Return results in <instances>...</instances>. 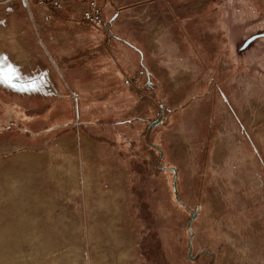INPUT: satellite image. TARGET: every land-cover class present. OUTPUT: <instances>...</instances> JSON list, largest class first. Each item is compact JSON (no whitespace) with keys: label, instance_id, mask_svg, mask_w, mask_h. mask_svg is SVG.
I'll return each mask as SVG.
<instances>
[{"label":"rangeland","instance_id":"obj_1","mask_svg":"<svg viewBox=\"0 0 264 264\" xmlns=\"http://www.w3.org/2000/svg\"><path fill=\"white\" fill-rule=\"evenodd\" d=\"M118 2L155 68L142 87L158 82L171 111L152 136L161 164L141 132L129 145L89 126L83 145L66 138L72 102L29 118L48 100L0 86V264H264V0ZM17 11L0 9V80L53 92L64 65H24L43 53Z\"/></svg>","mask_w":264,"mask_h":264},{"label":"crops","instance_id":"obj_2","mask_svg":"<svg viewBox=\"0 0 264 264\" xmlns=\"http://www.w3.org/2000/svg\"><path fill=\"white\" fill-rule=\"evenodd\" d=\"M98 1L103 9L106 31L85 21L80 8L75 4H69L62 10H54L48 5L40 4L38 0H0L2 12L9 10L11 13L14 7L18 9L9 17L14 19L22 17L26 20L25 30L31 31L33 43L31 48L43 53V56L36 55L29 58V62H23L24 65L34 70V63L36 64L39 58L47 59L48 64L55 62L64 65L63 68L57 67L56 81L47 83L48 86L52 85L55 88L52 93L46 92L39 85L35 87L38 88L35 92L21 91L18 86L6 84L2 80L0 86H5V91L9 93L24 96L32 101L48 100L46 106L37 109L27 108L25 111L29 118L34 115L42 116L51 108L53 102H61L65 105L72 102L73 106L70 108L73 111L74 121L73 127L70 128L72 133L68 132L66 138L75 137L76 141L80 139L83 145L98 139L94 137L89 126L99 130L106 126L111 128L119 126L123 133L120 140L129 145L138 140V137L131 138V134L141 132L145 134V143L148 140L151 153L155 157V153H158L157 162L161 164L162 147L160 143L152 140V136H154L153 131L164 123V119L170 117L171 111L163 107L159 96L161 86L158 82L148 80L147 86L142 87L144 76L146 74L153 76L155 73L154 66L151 67L147 62L145 39L138 35V31L129 30V26L126 25L125 10L118 0ZM55 27L59 30L54 33L50 29ZM54 34L56 36H53ZM51 39H54L53 44ZM12 53L14 54L12 51L9 56L13 57ZM16 61L15 58L12 63H17ZM52 66L55 68L54 65ZM82 68L91 71L89 78L93 75L94 78L103 79L98 80L99 84L94 82L92 86H83L81 79L84 72H80ZM103 80H106L105 84ZM90 102L92 105H87ZM97 107L106 109L104 122H93V119L87 116L88 111ZM153 112L158 114L157 117L152 114ZM65 113L66 108L61 114L63 118ZM90 115H93L92 112ZM158 119L162 122L155 125L154 122ZM24 128L19 129L23 131Z\"/></svg>","mask_w":264,"mask_h":264},{"label":"built area","instance_id":"obj_3","mask_svg":"<svg viewBox=\"0 0 264 264\" xmlns=\"http://www.w3.org/2000/svg\"><path fill=\"white\" fill-rule=\"evenodd\" d=\"M40 4H45L54 10H62L69 4H75L80 8L82 17L88 23L97 27H103L105 18L103 9L98 0H38Z\"/></svg>","mask_w":264,"mask_h":264},{"label":"water","instance_id":"obj_4","mask_svg":"<svg viewBox=\"0 0 264 264\" xmlns=\"http://www.w3.org/2000/svg\"><path fill=\"white\" fill-rule=\"evenodd\" d=\"M162 122V120L161 119H158V120H156L155 122H154V124L156 125V124H159V123H161ZM174 171H176V169L174 168ZM176 196H177V193H176ZM191 223H189V225H190ZM190 232H191V234H193V231H192V229L190 228ZM191 245H190V251H189V257H191V258H193V256H192V250H193V247H192V243H190Z\"/></svg>","mask_w":264,"mask_h":264},{"label":"trees","instance_id":"obj_5","mask_svg":"<svg viewBox=\"0 0 264 264\" xmlns=\"http://www.w3.org/2000/svg\"><path fill=\"white\" fill-rule=\"evenodd\" d=\"M157 245H158V246H160V245H161V244H160V242H159V240H157Z\"/></svg>","mask_w":264,"mask_h":264}]
</instances>
